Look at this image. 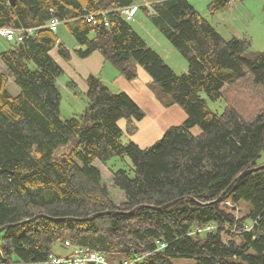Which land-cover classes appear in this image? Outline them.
<instances>
[{
    "label": "trees",
    "instance_id": "obj_1",
    "mask_svg": "<svg viewBox=\"0 0 264 264\" xmlns=\"http://www.w3.org/2000/svg\"><path fill=\"white\" fill-rule=\"evenodd\" d=\"M10 1L0 0V27L34 32L0 50V264H53L52 257L62 256L52 246L64 240L103 254L110 264H173L172 258L264 264V165L227 189L240 172L264 163L258 162L264 50H251L245 38H224L189 0L140 5L186 58V72L177 74L121 15L119 8L133 0ZM230 1L213 0L209 7ZM53 17L76 48L48 27ZM52 49L64 60L97 51L127 80L141 68L148 88L164 106H180L184 120L148 146L122 143L123 131L134 134L145 113L126 92L112 91L92 74L85 79V108L61 118L56 80L62 68ZM201 91L222 98L224 110L213 111ZM125 157L127 168L108 167L124 196L116 202L95 163ZM174 200L165 208L146 206ZM99 212L105 213L84 219ZM207 225L214 228L198 231Z\"/></svg>",
    "mask_w": 264,
    "mask_h": 264
},
{
    "label": "rangeland",
    "instance_id": "obj_2",
    "mask_svg": "<svg viewBox=\"0 0 264 264\" xmlns=\"http://www.w3.org/2000/svg\"><path fill=\"white\" fill-rule=\"evenodd\" d=\"M141 1L143 0H133L135 3H140ZM189 1L203 17L211 22V24L224 38H230L231 36L245 38L250 41L251 50H264V0H231V2L228 3L224 8L215 10H211L209 7L210 2L213 0ZM138 17L144 21V24L136 21ZM130 23L137 30V32L141 34L142 37H144L147 44L157 50V52L177 74L186 72V58L179 50L172 46V44L163 36L158 28L146 18L144 12L140 8L135 13V20L131 21ZM57 33L59 39L62 40L70 50H73L74 48L70 47L73 43H75V41L64 24L60 23L58 25ZM8 47L9 41L0 36V50L7 49ZM53 55L59 61H63L54 50ZM99 70L100 72L97 76L102 77L104 80L103 82L112 91H124L126 93L129 92L127 94L131 95V98L137 102V104L146 114V118L143 120V122L142 120L140 121L139 130L136 133L128 135L123 131L120 138L122 143L132 141L141 147H145L157 140L162 135L167 126L179 124L184 120L185 112L177 104H174V107L180 109L179 111L181 112L179 113H181V116L173 112L166 114L167 111H164L153 102L151 94L145 89V83L148 79V76L141 68H139L137 80L133 82H129L128 80H125V78L122 80L123 82L115 80V78L118 76L121 77L120 79H123V77L120 75V72L117 70V68L108 60H105L104 66L99 68ZM65 72L67 73V71L64 69L56 80L58 88L61 91L59 106L61 118H68L74 114H79L86 105V95L84 90L79 86H75L72 89L68 88V82L71 80L67 75L68 73L66 74ZM149 82L150 81H148V83ZM15 88L16 86H12L11 82L8 83V89L11 92H15ZM156 90L159 92L158 88ZM153 91L152 94L158 103H160L164 108H169V106H164L161 100H158ZM160 94L162 99L163 97H167L164 96L162 92H160ZM200 95L207 100L208 106L213 111L221 113L224 110L225 103L222 98L219 97L216 99H211L204 91H201ZM174 107H172L171 110H174ZM159 110H161L160 113L158 112ZM121 125L124 128L123 122ZM191 131L192 133L196 134L200 131V129L198 126H195L191 129ZM127 162H129V159L125 157L123 160H115V158H111L109 161H107L106 165L97 162L95 163L100 168L103 181L106 183L112 198L116 202L123 200L124 196L121 190L113 186L111 172L109 171L108 167L111 166L113 169L120 167L127 168ZM258 162H264V151L261 152ZM245 206L246 203L241 201L238 209L241 208L243 212ZM52 251L55 255L66 256L70 252V248L57 242L53 244ZM171 262L173 264H195V259L172 258Z\"/></svg>",
    "mask_w": 264,
    "mask_h": 264
},
{
    "label": "built area",
    "instance_id": "obj_3",
    "mask_svg": "<svg viewBox=\"0 0 264 264\" xmlns=\"http://www.w3.org/2000/svg\"><path fill=\"white\" fill-rule=\"evenodd\" d=\"M138 10V6L135 4H131L128 6H124L119 8L121 15L127 21L135 20V13ZM102 14V13H101ZM104 14V13H103ZM94 14H88L86 20L88 22L95 23L96 18ZM60 24V20L57 17H53L48 22V27L52 31H57L58 25ZM103 24L105 26L108 25V20L103 17ZM34 28L27 27L21 29H12L7 27H0V36L5 38L8 41H22L25 35L33 34ZM214 225H207L201 230H210L213 229ZM245 228L248 229L249 225H245ZM63 245L70 248V252L66 256L51 258L50 263L53 264H110L105 256L101 253H98L92 249L87 247L79 246V245H71L69 240H64Z\"/></svg>",
    "mask_w": 264,
    "mask_h": 264
},
{
    "label": "crops",
    "instance_id": "obj_4",
    "mask_svg": "<svg viewBox=\"0 0 264 264\" xmlns=\"http://www.w3.org/2000/svg\"><path fill=\"white\" fill-rule=\"evenodd\" d=\"M153 1H157V0H143V1H141L140 3H135L134 2V4L136 5V6H138V9H139V7H140V5H142V4H144V5H146V6H149L150 5V3L151 2H153ZM231 2V1H230ZM229 2V3H230ZM191 3V2H190ZM192 4V3H191ZM193 5V4H192ZM147 18V17H146ZM148 19V18H147ZM136 21H138L139 23H141V24H144V21H142L139 17L137 18V20ZM57 32H58V29H57ZM62 41V40H61ZM63 42V41H62ZM64 43V42H63ZM65 44V43H64ZM76 47V42L75 43H73L72 44V46L70 47V48H75ZM53 50L56 52V49H52L51 51H50V54H51V56L55 59V61L60 65V67L62 68V71L65 69L66 71H67V75H68V77H70V80H71V82L77 87V86H79L80 88H82L83 90H84V92H85V90H86V81H85V79H86V77L88 76V75H90V74H92V75H95V76H97L98 75V73L100 72V70H99V68H101V67H103L104 66V62H105V58L99 53V52H93L92 54H90L89 56H87V57H85V58H77L76 56H75V54L74 53H72L71 55H70V58L68 59V60H64L62 57H60L63 61H59L54 55H53ZM57 53V52H56ZM64 67V68H63ZM138 72H139V68H138V70H137V76H138ZM145 72V71H144ZM146 73V72H145ZM147 74V73H146ZM122 77H123V79H120L121 77H116L115 78V80H118L119 82H123L122 80H124V76L122 75V74H120ZM148 76V75H147ZM102 81H104L103 80V78L102 77H100V76H98ZM125 80H127L126 78H125ZM135 80H137V77L136 78H134V79H132V80H128L129 82H133V81H135ZM148 81H150V78H149V76H148V79H147V81H146V85H145V89L151 94V97H152V100H153V102L158 106V107H160V108H162L164 111H167V113L166 114H168V113H171V112H173V113H176V114H179L180 116H181V113H179V112H181V111H179L180 109H177V107H174L175 105H173V106H169V108H164L160 103H158V101L155 99V97L153 96V94H152V91L148 88V85H147V83H148ZM127 82V81H126ZM68 88H70V89H72L71 87H69L68 86ZM127 93H129V92H127ZM128 95H130V94H128ZM130 97H131V95H130ZM135 101V100H134ZM136 102V101H135ZM137 103V102H136ZM172 107H174L175 109L174 110H171V108ZM160 111L161 110H159L158 112L160 113ZM146 118V114H145V116H144V118L142 119V122H143V120ZM123 123H124V121H122ZM121 122V123H122ZM120 123V124H121ZM140 123V122H139ZM139 123H138V130H139ZM122 126V125H121ZM170 126V125H169ZM169 126H167V127H169ZM137 130V131H138ZM136 131V132H137ZM135 132V133H136ZM148 146V145H147Z\"/></svg>",
    "mask_w": 264,
    "mask_h": 264
},
{
    "label": "water",
    "instance_id": "obj_5",
    "mask_svg": "<svg viewBox=\"0 0 264 264\" xmlns=\"http://www.w3.org/2000/svg\"><path fill=\"white\" fill-rule=\"evenodd\" d=\"M13 2H14V0H11V1H10V4H13ZM263 165H264V163L261 164V165L255 166V167H253V168H251V169H245V170H243L242 172H240V173H239V174H238V175L232 180V182L228 185L227 189L230 188V187L233 185V183H234L239 177H241V176L244 175L245 173H247V172H249V171H251V170L257 169V168H259V167H261V166H263ZM221 196H222V195H220V196L218 197V199H219ZM174 202H175V200H174V201H170V202H168V203H165V204H163V205H161V206H153V205H146V206H148V207H153V208H165V207H167V206L173 204ZM140 206H143V205H138L137 207L133 208L132 211L135 210V209H137V208H139ZM132 211H131V212H132ZM105 212H108V211H105ZM105 212L95 213V214H93V215H91V216H88V217H86V218H84V219H85V220H88V219H91V218H93V217H95V216H97V215H99V214L105 213ZM37 216H39V215H37ZM34 218H35V217H34ZM32 219H33V218H32ZM30 220H31V219H30ZM26 221H27V220H26ZM4 227H5V226L0 227V230H2Z\"/></svg>",
    "mask_w": 264,
    "mask_h": 264
},
{
    "label": "bare ground",
    "instance_id": "obj_6",
    "mask_svg": "<svg viewBox=\"0 0 264 264\" xmlns=\"http://www.w3.org/2000/svg\"><path fill=\"white\" fill-rule=\"evenodd\" d=\"M131 5V4H130Z\"/></svg>",
    "mask_w": 264,
    "mask_h": 264
}]
</instances>
